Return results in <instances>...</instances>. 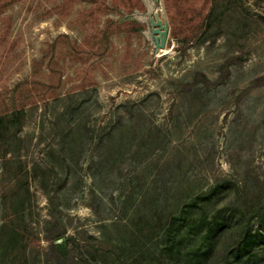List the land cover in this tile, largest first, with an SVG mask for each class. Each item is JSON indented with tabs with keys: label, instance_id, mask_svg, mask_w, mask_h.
<instances>
[{
	"label": "rangeland",
	"instance_id": "374dc122",
	"mask_svg": "<svg viewBox=\"0 0 264 264\" xmlns=\"http://www.w3.org/2000/svg\"><path fill=\"white\" fill-rule=\"evenodd\" d=\"M50 222L72 264H264V0H0V264Z\"/></svg>",
	"mask_w": 264,
	"mask_h": 264
},
{
	"label": "trees",
	"instance_id": "16d2710c",
	"mask_svg": "<svg viewBox=\"0 0 264 264\" xmlns=\"http://www.w3.org/2000/svg\"><path fill=\"white\" fill-rule=\"evenodd\" d=\"M207 25V23H206ZM220 226H214L213 235H219ZM65 229L58 228L56 224L50 222L45 228L43 239L46 241V254L51 256L55 264H72L75 256L64 238Z\"/></svg>",
	"mask_w": 264,
	"mask_h": 264
}]
</instances>
